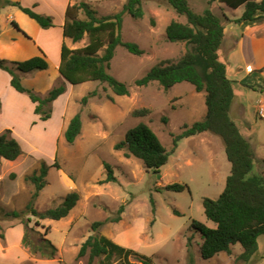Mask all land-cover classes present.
I'll use <instances>...</instances> for the list:
<instances>
[{"label":"rangeland","instance_id":"1","mask_svg":"<svg viewBox=\"0 0 264 264\" xmlns=\"http://www.w3.org/2000/svg\"><path fill=\"white\" fill-rule=\"evenodd\" d=\"M79 1L88 3L97 16L117 13L125 2L72 0L70 4ZM188 2L196 12L210 8L223 23L226 22L224 14L231 13L218 0ZM1 5L0 0V8ZM142 6V18L123 13L120 31L122 39L137 43L142 54H131L119 46L109 70L126 84L128 94L115 95L106 83L98 81L78 85L65 82L57 67L59 55L53 50L49 56L51 65L46 70L26 73L25 77L32 76L22 81L24 86L41 96L54 86H65V92L51 104V117L45 122L36 120L32 127L31 121L35 117L29 104L11 100L16 111L20 108L17 115L16 111L7 112L2 107L0 125L5 122L14 125V137L23 154L13 164L3 161L0 165V207L7 211L25 208L33 189L25 177L38 170L41 164L48 166L47 183L34 202L37 210L57 206L71 191L78 192L80 198L69 214L59 220L46 218L36 224V218L27 215L29 226L56 246L53 258L41 257L23 243L25 227L20 219L0 216L4 232V238H0V264H86L88 255L79 257L78 251L86 238L94 233L149 256L154 264H264V234L258 237L257 253L248 261L239 257L242 252L239 244L231 246L230 253L220 252L209 259L201 257L202 236L191 227L192 222L214 226L204 214L202 200L216 198L222 192L231 167L219 136L204 132L181 139L159 173L147 170L140 159L126 157L122 149L114 148L129 128L144 122L171 150L173 137L183 126L202 119L206 112L204 92H196L188 82L177 83L168 90L157 82L146 86L135 84L137 78L160 60L178 59L184 52L183 42L167 40L165 28L172 19L185 21V18L166 0H142ZM79 17L84 18L82 11ZM54 24H58V17ZM55 30L58 31V26ZM63 41L75 49L83 47L88 40L85 36L76 43L69 38ZM263 83L261 78L256 84ZM234 89L237 100H241L246 110V116L235 122L252 144L253 171L264 175V118L257 114V107L264 100V89L260 91L237 84ZM93 90L97 95L81 104V98ZM3 98L4 102L10 100L9 94ZM136 110L144 112L134 114ZM77 112L82 120L81 132L73 143H67L63 135L65 122ZM243 122L245 126L241 125ZM34 128L39 131H32ZM103 162L112 166L115 182H100L106 177ZM53 163L59 168L52 166ZM173 183L185 188L181 191L164 189ZM121 204L124 209L120 219L114 221ZM95 221L103 222L97 230L92 229ZM29 236L36 239L39 234L30 231ZM101 259H95L94 264H100ZM122 260L117 255L103 264H120ZM127 260L132 264H143L139 255L130 254Z\"/></svg>","mask_w":264,"mask_h":264},{"label":"trees","instance_id":"2","mask_svg":"<svg viewBox=\"0 0 264 264\" xmlns=\"http://www.w3.org/2000/svg\"><path fill=\"white\" fill-rule=\"evenodd\" d=\"M6 5L17 6L20 10L33 18L40 27L54 26L50 16L37 13L32 8L22 6L19 2L1 0ZM169 6L185 21L172 19L165 28L166 38L170 42H183L184 52L178 59H162L153 65L143 76L135 80V84L146 86L157 82L164 90L180 82L193 85L196 92H204L206 112L205 116L184 125L182 131L172 140V149L168 150L160 141L157 134L144 122H139L129 128L124 138L115 143L116 150H123L126 157L133 156L140 159L147 170L160 172V167L168 162L169 156L178 147L181 139L196 134L209 132L219 136L224 145L230 171L226 177L224 189L216 198L205 197L202 200L206 218L214 226L193 221L192 228L202 236L200 254L203 259H209L220 252H231V246L239 244L242 252L239 257L248 261L258 251V237L264 234V175L253 171L254 156L248 139L230 116V107L234 98V81L227 76L226 64L220 60L219 48L224 36L222 19L210 8L202 12L194 11L188 0H166ZM232 9L243 6L239 20L260 22L264 20V0H218ZM84 13V18L79 13ZM127 12L134 18H142L144 14L142 0H125L122 9L111 15L97 16L96 11L86 2L79 1L69 4L65 10V21L62 34L76 43L87 37V43L80 48H70L64 42L60 48L58 71L63 80L71 85H78L88 81L106 83L115 95H126L129 90L126 84L116 79L110 73L111 60L115 50L121 46L134 55L142 54V49L135 42L124 41L121 37L123 13ZM12 25L19 28L15 21ZM25 34V33H24ZM26 35V34H25ZM48 61L45 54L36 55L22 61L0 58V69L11 76L10 85L20 93L28 95L35 104L34 112L41 120L51 117V104L65 92V86L60 84L50 88L44 96L32 88L23 85L22 78L26 73L45 70ZM260 91L264 85H247ZM97 95L95 90L88 92L81 98V104H86L88 98ZM111 100L112 97L108 96ZM144 112L136 110L134 114ZM82 120L80 113L74 114L64 131L67 143H73L80 134ZM19 142L6 129L0 133V158L15 160L22 154ZM54 167L59 168L56 163ZM106 177L103 182H115L116 177L112 166L103 162ZM50 167V166H49ZM48 166L41 164L38 170L25 177L32 185V193L28 204L23 210H5L0 207L3 218H18L24 224L25 234L23 243L44 258L56 255V246L29 226L31 215L36 218V224L41 219L59 220L66 217L75 207L80 196L78 192L67 193L60 204L39 211L34 202L44 188ZM185 188L179 183L168 184L167 190L181 191ZM124 209L121 204L117 210V217ZM102 221L92 223V229L97 230ZM49 228L46 229V233ZM39 234L33 239L29 232ZM0 238L4 232L0 226ZM190 245V239L188 240ZM139 255L143 264H154L149 256L122 247L111 239L99 233L89 235L81 244L78 256L88 255L86 264H94V260L102 257L100 264L109 261L114 256L123 258L120 264H132L127 260L128 255Z\"/></svg>","mask_w":264,"mask_h":264},{"label":"crops","instance_id":"3","mask_svg":"<svg viewBox=\"0 0 264 264\" xmlns=\"http://www.w3.org/2000/svg\"><path fill=\"white\" fill-rule=\"evenodd\" d=\"M11 1L19 2L22 6L32 8L37 13L50 16L53 19V22H55V18L58 17V24H54V26L49 28H42L33 18L28 16L17 6L6 5L1 7L0 58L22 61L36 55L45 54L49 67V65H51L49 59L50 51L54 50L57 52V55H59L60 61L61 44L64 42L63 40L68 39L62 34V26L65 21V10L72 0ZM224 6L227 7L231 13L224 14L226 22L223 23L224 36L219 48L220 60L226 64L227 76L234 81V84L239 86H247L248 84L251 85L254 83L256 84L261 78L264 80V20L260 22H247L239 20L243 12V6L237 9H232L225 4ZM12 21H15L18 24L20 30L12 25ZM56 26H58V31L55 30ZM57 63L58 67V59ZM247 66H250L253 71L247 72L245 70ZM30 76L32 75H29L28 77L23 76L22 81L27 80ZM10 79V74L0 69V115L2 114L3 106L7 109V112L16 111V108L14 109L11 101L13 100L15 102L30 105V109L33 111L35 117L31 121L32 127L36 125V120L45 122L34 112L35 104L30 100L28 95L17 92L10 85ZM261 85H264V83ZM6 94H9L10 100L4 102L5 99L3 97ZM25 96H27L31 103ZM57 100L58 98L55 101ZM15 113L16 115L17 113L19 114L20 108ZM245 113V106L241 100H237L236 89H234V98L230 107V116L235 122V119L244 118L246 116ZM245 122L246 124L248 123L247 120H245ZM68 123L69 120L65 122L66 127ZM246 124L243 122L241 125L245 126ZM236 125L238 126L237 123ZM6 129H9L11 131V136L14 137V133L16 132L14 125L7 122L0 125V133ZM239 129L241 131L240 127ZM31 130L39 131L37 129L35 130V128ZM248 140L252 149L250 139L248 138ZM17 159L7 160L0 158V165L3 161L13 164Z\"/></svg>","mask_w":264,"mask_h":264},{"label":"built area","instance_id":"4","mask_svg":"<svg viewBox=\"0 0 264 264\" xmlns=\"http://www.w3.org/2000/svg\"><path fill=\"white\" fill-rule=\"evenodd\" d=\"M247 72H251L252 69L250 66L246 67ZM257 114L260 118H264V100L260 102L259 106L257 107Z\"/></svg>","mask_w":264,"mask_h":264}]
</instances>
